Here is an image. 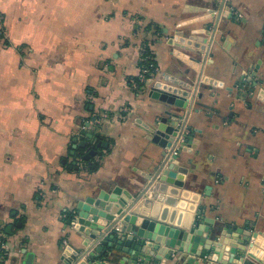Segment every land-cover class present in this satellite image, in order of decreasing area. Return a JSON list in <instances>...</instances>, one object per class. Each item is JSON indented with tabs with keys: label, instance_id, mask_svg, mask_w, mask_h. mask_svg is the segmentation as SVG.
<instances>
[{
	"label": "crops",
	"instance_id": "obj_1",
	"mask_svg": "<svg viewBox=\"0 0 264 264\" xmlns=\"http://www.w3.org/2000/svg\"><path fill=\"white\" fill-rule=\"evenodd\" d=\"M178 32L205 51L170 43ZM145 59L156 74L144 83ZM154 82L188 90L187 110L153 97ZM170 119L193 138L174 161L185 188L215 225L257 232L263 253L264 0H0V264H60L64 242L80 247L65 210L113 186L138 194ZM88 134L107 148L77 170ZM130 250L106 262L128 264Z\"/></svg>",
	"mask_w": 264,
	"mask_h": 264
},
{
	"label": "water",
	"instance_id": "obj_2",
	"mask_svg": "<svg viewBox=\"0 0 264 264\" xmlns=\"http://www.w3.org/2000/svg\"><path fill=\"white\" fill-rule=\"evenodd\" d=\"M174 41L189 53L204 52L207 43L204 38L184 37L179 32L170 43ZM179 58L197 69V63L187 55L179 54ZM155 74L152 71L144 83ZM151 91L153 97L168 105L182 110L188 108V90L154 82ZM179 119L168 121L171 127L166 133L162 125L165 120L156 123L150 140L164 150L163 157L138 194L113 186L108 193H92L65 210V226L83 233L87 239L73 249L64 242L65 256L60 264H108L107 258L121 243L131 248L128 264H162L182 257L183 264H264V252L259 249L261 237L257 232L215 225L205 216L201 194L185 188L186 170L174 161L191 146L193 138L181 130ZM93 136L86 135L88 142L72 147L71 156L77 159L73 162L77 170V161L88 162L97 156L99 149L107 148L105 142L96 141ZM122 192L125 197L119 198ZM123 251L129 252L126 248ZM199 258L202 262H197ZM31 260L32 255L28 254L26 264Z\"/></svg>",
	"mask_w": 264,
	"mask_h": 264
},
{
	"label": "built area",
	"instance_id": "obj_3",
	"mask_svg": "<svg viewBox=\"0 0 264 264\" xmlns=\"http://www.w3.org/2000/svg\"><path fill=\"white\" fill-rule=\"evenodd\" d=\"M146 63H147V60L145 59L144 64L146 65ZM152 71H155V67L152 64L146 65L141 70L140 78H143L144 76L149 75Z\"/></svg>",
	"mask_w": 264,
	"mask_h": 264
},
{
	"label": "trees",
	"instance_id": "obj_4",
	"mask_svg": "<svg viewBox=\"0 0 264 264\" xmlns=\"http://www.w3.org/2000/svg\"><path fill=\"white\" fill-rule=\"evenodd\" d=\"M149 63L147 62L146 63V65H148ZM78 151H80V152H82V150L81 149H78ZM92 166V165H91ZM92 170H94L95 168H96V166L95 165H93L92 167H90Z\"/></svg>",
	"mask_w": 264,
	"mask_h": 264
}]
</instances>
